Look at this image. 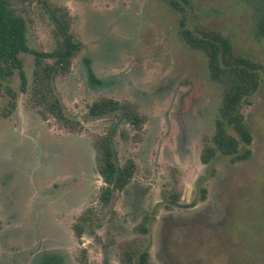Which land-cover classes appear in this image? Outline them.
I'll return each instance as SVG.
<instances>
[{
  "label": "rangeland",
  "instance_id": "obj_1",
  "mask_svg": "<svg viewBox=\"0 0 264 264\" xmlns=\"http://www.w3.org/2000/svg\"><path fill=\"white\" fill-rule=\"evenodd\" d=\"M26 22L31 50L48 52L60 35L46 11L64 8L80 49L51 86L78 129L61 127L32 100L35 55L21 53L26 79L15 72L0 90V264H121L124 242L139 238L152 264H264V40L254 35L264 0H189L187 26L226 34L234 51L263 64L257 93L242 105L253 132L252 155L201 161L215 131L222 88L207 60L179 34L182 13L170 0H11ZM16 105L2 116L8 93ZM101 98L130 101L145 117L140 128L120 111L99 117ZM112 133L119 165L135 172L102 207L95 139ZM207 189L200 199L201 188ZM181 198L166 204L163 191ZM93 207L79 240L73 230ZM148 216V231L138 225Z\"/></svg>",
  "mask_w": 264,
  "mask_h": 264
},
{
  "label": "trees",
  "instance_id": "obj_2",
  "mask_svg": "<svg viewBox=\"0 0 264 264\" xmlns=\"http://www.w3.org/2000/svg\"><path fill=\"white\" fill-rule=\"evenodd\" d=\"M25 1V0H21ZM172 7L182 13L179 34L185 44L200 51L207 60L210 79L222 88L219 115L215 121V131L204 145L200 158L202 163H211L218 154L231 157L232 161L246 160L252 155L253 132L241 110L244 102L254 96L262 83L263 64L246 55L236 53L231 39L219 30L196 24L187 26V7L189 0H170ZM60 40L57 47L48 52L31 50L26 41V22L13 7L11 0H0V88L1 82L7 81L15 72L21 77L22 91L26 88V79L20 59L21 53L35 55L34 85L32 100L42 107V114L56 119L61 127L69 130L78 129L80 121L68 118L55 94L51 82L58 73L69 72L73 58L80 49L70 32L68 12L59 7L46 6ZM254 35L264 40V6L257 9ZM1 90V89H0ZM7 106L1 111L2 116L11 113L16 105V93L8 89ZM120 111L121 116L131 125L140 128L145 117L130 101L114 98H101L89 106V114L99 117ZM97 150L98 173L102 178L99 199L102 207H108L116 191H123L132 181L135 164L127 161L119 165L112 145V133L99 135L95 139ZM207 189L201 188L200 199L206 198ZM166 204L179 202L181 193L177 190L163 191ZM97 213L93 207L84 210L74 224L75 236L81 240L85 233V223L93 220ZM148 216L138 225L141 233H146ZM121 264H152L149 250L143 247L139 238L124 242L120 252ZM79 264H91L86 249L81 250Z\"/></svg>",
  "mask_w": 264,
  "mask_h": 264
},
{
  "label": "flooded vegetation",
  "instance_id": "obj_3",
  "mask_svg": "<svg viewBox=\"0 0 264 264\" xmlns=\"http://www.w3.org/2000/svg\"><path fill=\"white\" fill-rule=\"evenodd\" d=\"M33 54V53H32Z\"/></svg>",
  "mask_w": 264,
  "mask_h": 264
}]
</instances>
